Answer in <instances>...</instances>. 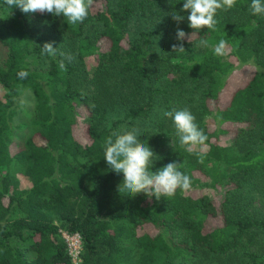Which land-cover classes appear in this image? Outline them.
<instances>
[{"label": "trees", "instance_id": "1", "mask_svg": "<svg viewBox=\"0 0 264 264\" xmlns=\"http://www.w3.org/2000/svg\"><path fill=\"white\" fill-rule=\"evenodd\" d=\"M183 3L93 0L78 24L33 13L53 33L39 42L24 13L0 0V264H74L63 232L81 235L82 264H264V15L236 0L218 10L215 30L180 42L177 27L193 31ZM222 38L231 60L213 52ZM201 39L209 46L198 47ZM45 42L55 55L42 54ZM178 43L185 51H173ZM89 56L94 88L85 92ZM25 88L35 95V128L19 144L8 134ZM173 108L191 111L205 145L181 147L162 116ZM132 127L156 155L151 170L181 164L188 192L159 200L118 192L123 174L106 164L104 141ZM16 167L27 187L14 188Z\"/></svg>", "mask_w": 264, "mask_h": 264}, {"label": "clouds", "instance_id": "2", "mask_svg": "<svg viewBox=\"0 0 264 264\" xmlns=\"http://www.w3.org/2000/svg\"><path fill=\"white\" fill-rule=\"evenodd\" d=\"M12 8L17 7L23 13H49L62 16L68 23H82L89 14L93 0H4ZM236 5V0H184L181 11L189 12L188 26L193 31L186 33L177 27L176 40L183 42L197 35L202 29L215 30L218 10H230ZM250 12L253 16L264 15V0H251ZM172 18L177 25L184 20L178 13H173ZM198 47H208V41L201 39ZM174 52H183V43L173 44ZM42 54L55 55L56 47L53 43L45 42L41 47ZM216 56L228 54V40L222 38L213 47ZM64 60L71 62V54H63ZM61 60L60 67H65ZM27 76V73H22ZM162 116L170 118L179 138V143L185 151L191 153L197 146L205 145L207 136L197 125L195 116L188 108L162 111ZM141 129L132 127L112 132L104 141V160L108 167L116 174H123L121 184L117 186L119 193H127L134 197L143 193L146 197L153 196L159 200L161 197H172L177 193L188 192L191 189V178L180 170L181 164L173 161L156 171H152L155 153L141 141ZM203 162V154H199Z\"/></svg>", "mask_w": 264, "mask_h": 264}, {"label": "rangeland", "instance_id": "3", "mask_svg": "<svg viewBox=\"0 0 264 264\" xmlns=\"http://www.w3.org/2000/svg\"><path fill=\"white\" fill-rule=\"evenodd\" d=\"M3 13L0 11V18ZM25 19L31 30L34 32L36 41L44 42L48 41L53 37V33L50 30V20L44 16H37L33 13L25 14ZM6 56V48L0 43V64L3 62ZM225 59L231 60V55L228 50V54L223 56ZM36 60V59H33ZM96 60L92 57H87L85 68L88 71L89 76L83 79L80 83L83 91L87 92L93 91L94 85L90 81L95 68ZM19 102L17 105L16 114L14 117V127L12 131L8 134V138L11 141L23 144L25 139L34 131L35 128V117L33 115L36 99L34 92L30 88H25L22 90ZM84 114L79 118V126L77 128L78 135L81 139L85 141L86 138V121ZM230 138L228 137V140ZM14 188L21 189L29 185V178L25 175L22 169L16 167L14 169ZM208 192H211L208 190ZM259 199L255 200L257 204ZM181 264H219L217 261H209L206 259L199 258L197 261L191 262L190 260H184Z\"/></svg>", "mask_w": 264, "mask_h": 264}, {"label": "built area", "instance_id": "4", "mask_svg": "<svg viewBox=\"0 0 264 264\" xmlns=\"http://www.w3.org/2000/svg\"><path fill=\"white\" fill-rule=\"evenodd\" d=\"M64 239L68 245V252L74 264H82V237L79 233L70 234L63 232Z\"/></svg>", "mask_w": 264, "mask_h": 264}]
</instances>
